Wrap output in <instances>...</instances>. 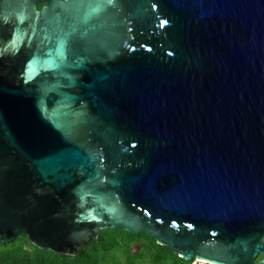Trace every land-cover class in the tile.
<instances>
[{
    "label": "water",
    "instance_id": "obj_1",
    "mask_svg": "<svg viewBox=\"0 0 264 264\" xmlns=\"http://www.w3.org/2000/svg\"><path fill=\"white\" fill-rule=\"evenodd\" d=\"M115 226L264 264V0H0V241Z\"/></svg>",
    "mask_w": 264,
    "mask_h": 264
},
{
    "label": "trees",
    "instance_id": "obj_2",
    "mask_svg": "<svg viewBox=\"0 0 264 264\" xmlns=\"http://www.w3.org/2000/svg\"><path fill=\"white\" fill-rule=\"evenodd\" d=\"M193 261L183 259L148 233L130 232L118 226L101 230L72 253L40 248L26 234L8 242L0 241V264H192Z\"/></svg>",
    "mask_w": 264,
    "mask_h": 264
},
{
    "label": "rangeland",
    "instance_id": "obj_3",
    "mask_svg": "<svg viewBox=\"0 0 264 264\" xmlns=\"http://www.w3.org/2000/svg\"><path fill=\"white\" fill-rule=\"evenodd\" d=\"M135 246V245H134ZM136 248V247H135ZM135 248L133 250H135ZM192 264H208V263H205V262H202V261H199V262H195L193 261Z\"/></svg>",
    "mask_w": 264,
    "mask_h": 264
},
{
    "label": "built area",
    "instance_id": "obj_4",
    "mask_svg": "<svg viewBox=\"0 0 264 264\" xmlns=\"http://www.w3.org/2000/svg\"><path fill=\"white\" fill-rule=\"evenodd\" d=\"M196 262V261H195ZM197 262H199V261H197Z\"/></svg>",
    "mask_w": 264,
    "mask_h": 264
}]
</instances>
